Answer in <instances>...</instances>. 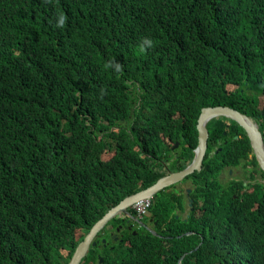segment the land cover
I'll return each mask as SVG.
<instances>
[{"label":"trees","instance_id":"obj_1","mask_svg":"<svg viewBox=\"0 0 264 264\" xmlns=\"http://www.w3.org/2000/svg\"><path fill=\"white\" fill-rule=\"evenodd\" d=\"M221 42L253 57L237 65ZM207 106L246 115L264 143V0H0V264H67L108 208L190 163ZM206 128L201 171L183 180L190 208L161 190L155 235L102 253L95 240L80 264H264L247 135L225 117ZM105 150L108 166L83 153ZM224 166L243 177L220 182Z\"/></svg>","mask_w":264,"mask_h":264},{"label":"clouds","instance_id":"obj_2","mask_svg":"<svg viewBox=\"0 0 264 264\" xmlns=\"http://www.w3.org/2000/svg\"><path fill=\"white\" fill-rule=\"evenodd\" d=\"M220 52H221V54H224L225 56H226V58H229V59H231L234 63H236L237 65L239 64V63H245V62H247V60L248 59H251L253 56H252V53L251 52H249V51H247L246 50V48H243V47H241V48H239V49H237L232 55H230V56H228V55H226L225 54V52H224V45H223V43L221 42V49H220ZM118 67V66H117ZM232 90H234V89H232ZM231 90V91H232ZM9 96L11 97V98H14V93H13V91H10V93H9ZM222 107H227V106H222ZM203 108H205V107H203ZM228 108H230V107H228ZM202 109V108H201ZM232 109V108H231ZM234 110V109H233ZM236 111V110H235ZM240 113V112H239ZM242 114V113H241ZM199 115V114H198ZM216 118H219V117H216ZM249 118V117H248ZM213 119H215V118H212L211 120H213ZM250 119V118H249ZM211 120H209L208 122H210ZM251 120V119H250ZM252 121V120H251ZM196 122H197V119H196ZM207 122V123H208ZM253 122V121H252ZM207 123H206V125H207ZM254 123V122H253ZM256 124V123H255ZM257 125V124H256ZM195 127H196V124H195ZM257 127H258V125H257ZM118 129V126H111L110 127V131H112V130H117ZM196 129V128H195ZM207 129V128H206ZM259 130V129H258ZM196 133H197V131H196ZM196 139H197V137H196ZM264 144V143H263ZM177 146H178V142L176 141L175 143H174V146H173V148H177ZM196 147V146H195ZM206 147H207V141H206ZM195 149V148H194ZM194 149H193V151H194ZM217 149H219L218 151H217ZM221 151V148H216L215 150H213L211 153H212V155H215V154H217L218 152H220ZM85 155H87L88 156V164L89 163H92V164H94V165H97L98 164V162H99V160L101 161V162H107V166L108 165H110L112 162H110V158H111V156H112V151H109V150H105V151H103L100 155H98V156H95V155H93V156H90L89 154H88V152L87 151H84L83 152ZM205 154H206V150H205ZM205 154H204V157H205ZM253 156V154H252V149H251V153L248 155V157L249 158H251ZM204 157H203V159H204ZM254 157V156H253ZM203 159H202V161H203ZM255 159V158H254ZM256 161V160H255ZM191 162V161H190ZM190 164V163H189ZM188 164V165H189ZM251 166H249V168H250V170H257V168L255 167V165H253V163L251 162V163H249ZM256 164H257V162H256ZM187 165V166H188ZM186 166V167H187ZM257 166H258V164H257ZM163 167H165V164H164V166ZM185 167V168H186ZM201 168H202V162H201ZM237 168H239V167H237ZM259 168V167H258ZM137 168L136 167H134V166H132V170H128V172H129V174H131V175H133V176H138V169L136 170ZM184 169V168H183ZM182 169V170H183ZM236 168H228V169H225L226 171L225 172H220L219 173V175L217 176V177H221V179H222V181L220 180V177L218 178L219 179V181L220 182H223L224 183V181L226 180V179H231V178H234V175L232 174V171L233 170H235ZM166 170V169H165ZM259 170L261 171V172H256L255 171V173H254V176H253V178L251 179V180H249V179H243L244 180V182H243V184L244 185H246L247 183H250L254 188H256V184H261L263 187H264V177L261 175V173L264 175V172L259 168ZM181 171V170H180ZM201 170H199L198 172H200ZM235 171H237V172H239V175L241 176V178L243 177V171L242 170H235ZM169 172H172V173H176V172H173V171H170V170H166V173H165V175L164 176H166V175H168V173ZM178 172V171H177ZM193 174V173H192ZM231 175V176H230ZM163 176V177H164ZM186 179V177L184 178V179H182L181 180V182H179V183H176V184H174V186H178V185H182V186H184L185 187V191H184V193L183 192H180V190H178L180 193H182L183 194V197L188 201V199H190L188 196H189V194L191 193V190H189V188H188V186H189V184L188 183H184L183 184V180H185ZM236 179V178H235ZM138 179H136V181H137ZM236 180H238V179H236ZM245 181H246V183H245ZM126 187V186H128L127 185V182L125 183V184H123V187ZM150 186H152V185H150ZM150 186H148V187H146L145 189H147V188H149ZM145 189H142V190H139V191H137V192H135V193H132V194H129V195H125L120 201H118L117 202V204H115L114 206H112V207H110V208H108L107 209V211L98 219V220H95L94 221V223L90 226V228L88 229V231L83 235V237L81 238V240L77 243V245L83 240V238L86 236V234L90 231V229L111 209V208H113V207H115V206H117V205H119V203L121 202V201H123L124 199H126V198H129V197H131L132 195H134V194H136V193H138V192H140V191H143V190H145ZM187 190H189V194L187 195H184L185 193H186V191ZM155 194H157V193H155ZM154 194V195H155ZM154 195L151 197V198H146V199H143V200H140V201H137V202H134V203H132L131 205H129L127 208H124L125 209V211H126V214L125 213H123L122 211H120L119 210V212L118 213H116L114 216H112L110 219H108L107 220V222L95 233V235L93 236V238H92V240H91V244H90V246H89V248L90 247H93V246H95V244H96V242H95V240H100V242L102 243L101 244V246L99 247V249H100V252L102 253L103 252V249H105V247L107 246V243L109 242H107V239L104 237V236H102V237H99V234L100 233H102L103 232V230L105 229L106 230V233H107V236L108 237H111V239L114 241V244H110L109 246L111 247V249L113 248V246L116 244V243H118L119 241H122L124 238H128V235L130 234V232H134L131 236L133 237V236H135L136 235V233H137V230H134V226H139L140 227V229H139V231L141 230H143V229H145V230H147L146 229V227H145V225L144 226H141V225H135V224H133L132 223V220H137V221H139V222H141V223H143L144 224V222H143V219L144 218H146V219H148V223L150 224V219L148 218V216H149V209H150V207H151V204L153 203H151V200H152V198L154 197ZM191 200V199H190ZM192 202V201H191ZM192 204V203H191ZM191 204H190V206H191ZM190 206L188 205V207L190 208ZM185 214H186V211L185 212H183V213H181V214H179V215H181V216H185ZM175 217H177V216H175ZM123 219L124 220V222H122V223H120V224H118V225H116V226H112V224H111V220H113V219ZM126 218V219H125ZM80 220V219H79ZM106 225H108L109 226V228H105L106 227ZM114 228H116V231L114 230ZM77 230H79L80 231V233H79V235L78 236H75L76 238H78L79 236H81V233H82V230H80V228H77V229H75V232L77 231ZM147 231H149L152 235H155V232H154V230L151 228V226H150V228H149V230H147ZM190 233H187V235H189ZM109 239V238H108ZM77 245L75 246V248H74V250H73V252H72V254L74 253V251H75V249H76V247H77ZM198 246H199V244H198ZM197 246V247H198ZM89 248H88V250H89ZM196 249V248H195ZM87 253H88V251H87ZM86 253V254H87ZM72 254H71V256H72ZM86 256V255H85ZM84 256V257H85ZM83 257V258H84ZM82 258V259H83ZM70 259H71V257H70ZM70 259H69V261H70ZM81 259V260H82ZM81 260H80V262H81ZM69 261L67 262V264L69 263ZM101 261H103V259H102V256H98V263H100ZM80 262H79V264H80Z\"/></svg>","mask_w":264,"mask_h":264},{"label":"water","instance_id":"obj_3","mask_svg":"<svg viewBox=\"0 0 264 264\" xmlns=\"http://www.w3.org/2000/svg\"><path fill=\"white\" fill-rule=\"evenodd\" d=\"M225 117L234 121L247 135L252 154L258 164V167L264 172V144L263 139L258 127L253 123L246 115L239 113L228 107H213L202 108L199 111L196 122L197 140L196 147L193 151V158L190 164L181 171L176 173L169 172L168 175L160 178L150 186L149 188L140 191L129 198L124 199L119 205L111 208L86 234L83 240L77 245L74 253L68 264H79L80 260L86 255L88 248L91 244V240L95 233L116 213L122 211L126 214L124 208H127L134 202L151 198L157 191L181 182L182 179L191 175L194 172L201 170V162L206 150V141L208 138V131L206 129V123L212 118ZM219 149H217L218 151ZM189 194V190L186 191ZM191 200L188 199V205L190 206Z\"/></svg>","mask_w":264,"mask_h":264},{"label":"rangeland","instance_id":"obj_4","mask_svg":"<svg viewBox=\"0 0 264 264\" xmlns=\"http://www.w3.org/2000/svg\"><path fill=\"white\" fill-rule=\"evenodd\" d=\"M143 159H144V161L147 160V158H145V157H144ZM227 169H228V168H227ZM232 174L234 175V178H236V179H238V180L241 179V176L239 175V172L233 170V171H232ZM230 176H231V175H230ZM219 177H220V176H219ZM219 177H218V178H219ZM244 178H245V177H243V179H244ZM220 180L222 181L221 177H220ZM245 183H246V181H245ZM177 187H183V188H185V187L182 186V185H178ZM177 187H176V188H177ZM188 188H190V187H188ZM175 190H177V189H175ZM189 190H190V189H189ZM184 191H185V189L182 190L183 193H184ZM166 192H167V191H166ZM173 192L175 193V191H172V193H173ZM174 193H173V194H174ZM184 195H186V193H185ZM183 199H184V198H183ZM144 224H145L146 229L149 230V228H150V224L148 223V219H145ZM105 228H109V226L106 225ZM139 229H140L139 226H134V230L139 231ZM114 230L116 231V228H114ZM76 233L79 235L80 231L77 230ZM133 233H134V232H130L129 237H130ZM78 235H77V236H78ZM108 238H109V242L107 243V246L105 247V249H103V251H106V252H110V251H111V247H110L109 245H110V244H114V241L111 239V237H108Z\"/></svg>","mask_w":264,"mask_h":264},{"label":"bare ground","instance_id":"obj_5","mask_svg":"<svg viewBox=\"0 0 264 264\" xmlns=\"http://www.w3.org/2000/svg\"><path fill=\"white\" fill-rule=\"evenodd\" d=\"M236 87H237V86H236ZM214 107H220V106H214ZM205 108H213V107H209V106H207V107H205ZM227 168H228V167H227ZM162 177H163V176H162ZM162 177H160V178H162ZM160 178H159V179H160ZM159 179H158V180H159ZM153 184H155V183H153ZM153 184H152V185H153ZM170 186H173V185H170ZM170 186L165 187V188H163V189H161V190L168 189ZM183 189H185V188L181 187V188H180V192H182ZM161 190L157 191V193L160 192ZM167 192H168V190H167ZM177 192H179V191H177ZM177 192H176V193H177ZM184 200L187 201L185 198H184ZM187 204H188V201H187ZM132 223L135 224V225H141V226H144V225H145V224H143V223H141V222H139V221H137V220H132ZM76 235H77V234H75V236H76Z\"/></svg>","mask_w":264,"mask_h":264},{"label":"flooded vegetation","instance_id":"obj_6","mask_svg":"<svg viewBox=\"0 0 264 264\" xmlns=\"http://www.w3.org/2000/svg\"><path fill=\"white\" fill-rule=\"evenodd\" d=\"M225 169H227V167H225V166L221 168V170H225ZM235 170H242V169H241V168H236ZM176 187H177V186H174V185H173V186H170L168 189H164V190H165V191L168 190V192H172V191H178V190H180V188H181V187H177V188H176ZM175 189H177V190H175Z\"/></svg>","mask_w":264,"mask_h":264}]
</instances>
